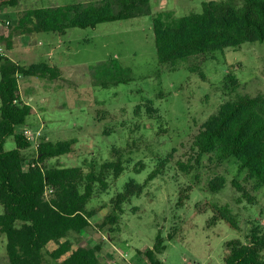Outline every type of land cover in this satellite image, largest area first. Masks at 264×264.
Instances as JSON below:
<instances>
[{
    "label": "rangeland",
    "instance_id": "obj_1",
    "mask_svg": "<svg viewBox=\"0 0 264 264\" xmlns=\"http://www.w3.org/2000/svg\"><path fill=\"white\" fill-rule=\"evenodd\" d=\"M101 1L21 0L19 6L1 10L0 36H8L10 26L28 9ZM209 1L237 6L244 2L151 0L147 16L103 23L95 30L73 28L63 36L15 35L10 50L0 43V57L26 67L49 64L61 71L59 80L19 77L20 102L35 111L18 127L28 132L32 143L23 157L27 164L34 162L45 141L77 140L73 155L46 165L78 167L84 175L94 171L104 180L105 185L96 184L87 206L92 225L78 236L91 245L103 244L101 264H149L144 252L157 245L163 264H224L228 242L246 243L253 226L264 231V194L251 193L249 200L233 186L237 160L217 165L214 156L205 155L197 163L193 150L201 126L222 104L236 94L264 95V43L197 56L177 71L161 65L154 49L156 17L199 13ZM230 75L237 78L232 95L224 89ZM14 148L9 138L5 149ZM117 160L125 168L119 177L112 170L101 173L104 164ZM215 178L225 180L218 192L209 188ZM127 185L142 187V193L125 201L112 230L103 231L104 217L113 212ZM220 210H227L229 222L220 219ZM6 243L5 235L0 236V264L8 262ZM56 248L50 244L43 251L44 264L60 263L50 256Z\"/></svg>",
    "mask_w": 264,
    "mask_h": 264
},
{
    "label": "trees",
    "instance_id": "obj_2",
    "mask_svg": "<svg viewBox=\"0 0 264 264\" xmlns=\"http://www.w3.org/2000/svg\"><path fill=\"white\" fill-rule=\"evenodd\" d=\"M151 0H104L87 5L40 7L22 12L8 36H0V43L13 47V36L36 33L65 35L70 29H92L103 23H114L150 15ZM241 6L232 1L204 2L202 11L183 17L160 14L153 20L154 49L161 65L179 70L183 62L197 56H208L225 49L238 48L246 43H264V0H243ZM21 0H0V11L15 8ZM0 236L7 243L6 264H44L43 251L50 244L57 248L50 253L59 264H101L102 243L91 245L78 236L91 227L93 214L87 209L98 182L104 180L91 171L84 175L78 167L47 166L46 161L73 155L77 140L42 142L34 162L27 164L23 151L31 148L25 130L34 109L20 102L19 77H39L59 80V68L49 64L22 66L8 57H0ZM195 71V69H193ZM225 86L228 94L235 91L234 76ZM12 138L16 148L6 150ZM196 162L214 156L217 165L236 159L238 178L233 186L245 198L251 193L264 194V95L236 94L209 117L193 140ZM101 173L112 170L119 177L125 168L121 160L102 166ZM155 174H151L152 180ZM225 180L215 178L209 183L212 192L223 189ZM137 189V190H136ZM119 194L112 213L100 225L103 231L112 230L122 205L130 197L141 194L142 187ZM227 212V210H224ZM221 210L220 219L230 221ZM161 237L158 235L157 241ZM75 241L78 242L75 244ZM157 247L144 252L149 264H163ZM224 264H264V231L253 226L247 242L235 239L227 243Z\"/></svg>",
    "mask_w": 264,
    "mask_h": 264
},
{
    "label": "built area",
    "instance_id": "obj_3",
    "mask_svg": "<svg viewBox=\"0 0 264 264\" xmlns=\"http://www.w3.org/2000/svg\"><path fill=\"white\" fill-rule=\"evenodd\" d=\"M0 16H1V11H0ZM2 23H3V22H2V20H1V18H0V27H1ZM3 51H4V50H3V47L0 46V55H3ZM27 133H28V132L25 131V134H26L28 140L30 141L31 138L28 136Z\"/></svg>",
    "mask_w": 264,
    "mask_h": 264
},
{
    "label": "crops",
    "instance_id": "obj_4",
    "mask_svg": "<svg viewBox=\"0 0 264 264\" xmlns=\"http://www.w3.org/2000/svg\"><path fill=\"white\" fill-rule=\"evenodd\" d=\"M1 35V34H0Z\"/></svg>",
    "mask_w": 264,
    "mask_h": 264
}]
</instances>
